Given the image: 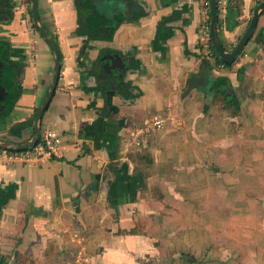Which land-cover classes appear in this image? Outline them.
Wrapping results in <instances>:
<instances>
[{"label": "crops", "instance_id": "1", "mask_svg": "<svg viewBox=\"0 0 264 264\" xmlns=\"http://www.w3.org/2000/svg\"><path fill=\"white\" fill-rule=\"evenodd\" d=\"M76 1L37 0L38 23L60 58L39 138L56 132L62 155L0 163V189L13 192L0 214V264H147L146 257L173 264L175 236L195 249L201 228H233L239 237L264 228V10L231 64L221 65L205 63L200 50V0H90L123 16L111 37L94 39L77 32ZM263 3L224 1L218 37L226 51ZM9 4L0 40L22 68L20 94L0 117V141L18 144L34 134L54 61L31 0ZM115 53L125 68L110 73L102 92L99 58ZM216 78L226 81L221 91ZM156 116L164 126L127 146Z\"/></svg>", "mask_w": 264, "mask_h": 264}, {"label": "rangeland", "instance_id": "2", "mask_svg": "<svg viewBox=\"0 0 264 264\" xmlns=\"http://www.w3.org/2000/svg\"><path fill=\"white\" fill-rule=\"evenodd\" d=\"M206 219L208 221V217L203 218L204 221H206ZM232 229L233 228H201L200 231L202 234L195 233L191 238L197 246L195 249L190 247L189 249H184V245L181 243V237L179 236L178 239L175 236V239H177L179 243L178 247L174 245L173 257L176 262L173 264H187V262H189L188 264H220L217 263L219 261L221 264H244V261L248 260L249 262L250 257L255 258L257 256L261 257L260 259L263 261L264 228H256L255 226L254 228H246V232L240 231L241 237L234 235L235 233L232 235ZM245 236L250 237L246 238ZM236 244H238L239 247L234 250ZM241 245L243 247H240ZM158 257H160L159 254ZM153 258L154 257H146L144 262L147 264H166L165 261ZM261 264H264V261Z\"/></svg>", "mask_w": 264, "mask_h": 264}, {"label": "trees", "instance_id": "3", "mask_svg": "<svg viewBox=\"0 0 264 264\" xmlns=\"http://www.w3.org/2000/svg\"><path fill=\"white\" fill-rule=\"evenodd\" d=\"M3 3V10H0V20H7L11 13H10V4L9 0H1ZM90 0H77L76 1V7H77V16H78V26H77V32L81 35H87L90 38H101V37H111L114 30L117 28V26L120 24V22L123 20V16L121 15H106L89 2ZM218 0H216V30L217 35L220 33V27H221V20L219 16V6H218ZM5 7V8H4ZM229 8H227L228 10ZM160 28V27H159ZM161 29H158V32ZM219 36V35H218ZM220 40V39H219ZM0 44H3L4 47H0V58L1 54L5 51H8V44L5 41L0 40ZM212 49L214 51V61L217 64L221 65H230V63L223 62L220 57L218 56V52L214 49L212 46ZM205 63L206 59L203 57ZM134 63L131 65V67L134 68ZM5 78L8 81H11L15 78L16 72L11 68L8 69V71L4 72ZM104 76L103 79L99 81V85L97 88H99L102 92H105L106 89L109 88L110 83V74H102ZM100 79V78H99ZM213 85L215 88H217L216 91H221V87L226 84V81L222 78H216L213 81ZM121 90V88H119ZM20 94L19 87L17 91L14 93L11 100L8 101V104L6 106L7 111L0 113L1 116H5L8 114V112L12 109L14 106L18 96ZM24 123H20L16 126H13L11 128V131L13 133L19 134L20 129L23 127ZM40 141V138H38L37 142ZM11 150V149H9ZM25 150V149H24ZM15 151V150H13ZM13 197V192H8L4 189H0V214L2 207L8 202V200Z\"/></svg>", "mask_w": 264, "mask_h": 264}, {"label": "water", "instance_id": "4", "mask_svg": "<svg viewBox=\"0 0 264 264\" xmlns=\"http://www.w3.org/2000/svg\"><path fill=\"white\" fill-rule=\"evenodd\" d=\"M210 1V35H211V42L212 46L214 49L218 52V56L220 59L224 62H232L235 58V56L241 51L243 45L249 38L257 17H258V12L260 10H264V3L259 4V6L254 10L253 12V17L250 21V24L243 36V38L238 42V44L231 50V51H226L225 47L223 44L220 42L219 37L217 35V30H216V11H217V6H216V0H209ZM3 8V4L0 1V9ZM31 13H32V20L35 26L37 27L39 33L41 36L45 39V41L48 43V45L51 47L52 52H53V72H52V78L51 82L49 84V88L46 92V95L40 104V106L37 109V112L34 117V134L32 138L26 142L23 143H11V142H5V141H0V147L5 148V149H11L15 151H20L24 149H28L32 147L33 145L36 144L38 138H39V133H40V127H39V122L41 120L42 114L45 111L54 91L57 85L58 77H59V71H60V58H59V52L57 45L55 41L49 36V34L46 32V30L39 25V18H38V13H37V0H31ZM99 61L102 63L101 66V71L104 74H110L113 70L119 69V70H124L125 68V63L122 59V57L115 53V54H107L103 55L99 58Z\"/></svg>", "mask_w": 264, "mask_h": 264}, {"label": "built area", "instance_id": "5", "mask_svg": "<svg viewBox=\"0 0 264 264\" xmlns=\"http://www.w3.org/2000/svg\"><path fill=\"white\" fill-rule=\"evenodd\" d=\"M225 0H218L219 10L223 9ZM201 18L199 22V45L202 56L211 60L214 58L210 35V1L200 0ZM165 118L156 116L143 125L138 126L132 134L131 140L126 143L127 146L138 147L143 139L153 131L159 130L164 126ZM62 146L60 136L52 131L46 130L42 133L40 141L32 147L13 151L0 147V163H34L38 158L61 157ZM82 264V260L77 261Z\"/></svg>", "mask_w": 264, "mask_h": 264}, {"label": "flooded vegetation", "instance_id": "6", "mask_svg": "<svg viewBox=\"0 0 264 264\" xmlns=\"http://www.w3.org/2000/svg\"><path fill=\"white\" fill-rule=\"evenodd\" d=\"M0 10H3V8H1ZM0 47H4L3 44H0ZM1 55L2 56L0 58V100H2V104H4L6 107L8 101L12 99L14 93L17 91L20 85L19 83L20 80L18 75H15V78L13 80L7 82L4 72L12 68L16 72V74H18L22 66H20L18 62L14 61L11 58V56L9 55V49L8 51H5Z\"/></svg>", "mask_w": 264, "mask_h": 264}]
</instances>
